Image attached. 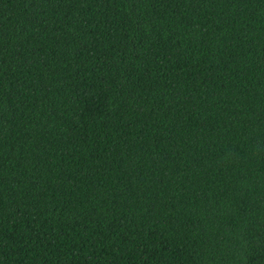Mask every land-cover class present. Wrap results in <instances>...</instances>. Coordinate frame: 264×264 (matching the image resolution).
Masks as SVG:
<instances>
[{
  "label": "trees",
  "instance_id": "trees-1",
  "mask_svg": "<svg viewBox=\"0 0 264 264\" xmlns=\"http://www.w3.org/2000/svg\"><path fill=\"white\" fill-rule=\"evenodd\" d=\"M0 264H264V0H0Z\"/></svg>",
  "mask_w": 264,
  "mask_h": 264
}]
</instances>
